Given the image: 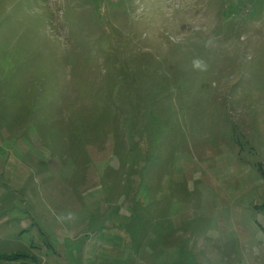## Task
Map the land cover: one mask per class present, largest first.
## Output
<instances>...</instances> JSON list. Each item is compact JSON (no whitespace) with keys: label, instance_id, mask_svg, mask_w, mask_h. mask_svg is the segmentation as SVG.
<instances>
[{"label":"rangeland","instance_id":"rangeland-1","mask_svg":"<svg viewBox=\"0 0 264 264\" xmlns=\"http://www.w3.org/2000/svg\"><path fill=\"white\" fill-rule=\"evenodd\" d=\"M264 0H0V264H264Z\"/></svg>","mask_w":264,"mask_h":264},{"label":"trees","instance_id":"trees-1","mask_svg":"<svg viewBox=\"0 0 264 264\" xmlns=\"http://www.w3.org/2000/svg\"><path fill=\"white\" fill-rule=\"evenodd\" d=\"M263 211H264V210H263ZM262 229H263V231H264V225L262 226ZM21 264H29V263H25V262H24V263H21Z\"/></svg>","mask_w":264,"mask_h":264}]
</instances>
